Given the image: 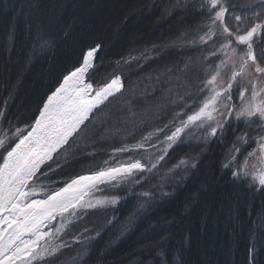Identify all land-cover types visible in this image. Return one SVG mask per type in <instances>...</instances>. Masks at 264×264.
Returning a JSON list of instances; mask_svg holds the SVG:
<instances>
[{"label": "trees", "instance_id": "16d2710c", "mask_svg": "<svg viewBox=\"0 0 264 264\" xmlns=\"http://www.w3.org/2000/svg\"><path fill=\"white\" fill-rule=\"evenodd\" d=\"M204 14L206 11L202 13L193 1L183 5L179 0H0V82L12 80L9 90L16 88V99L22 105L21 122L26 123L32 120L60 76L81 60L86 47L100 45L96 64L102 65L100 73L110 75L118 70L116 62L132 53L160 52L165 56L171 42L189 41ZM37 34L51 41L43 51L34 46ZM180 45L185 50L190 48ZM190 53L191 50L183 60L181 53L176 52L174 57L168 54V63L158 57L157 62L162 64L154 63L148 71L144 67L149 63H143V59L141 64L131 66L132 76L121 71L127 79L123 96L114 100L105 113L121 116L126 98L131 97L136 101L135 119H126L130 113L124 112L119 126L99 137L105 143L94 148L133 141L153 122L164 121L175 113L178 95L181 96L173 85L178 73L169 83L164 70L181 69L187 60L195 63L200 59ZM188 73L186 80L193 72ZM5 83L2 87L0 84V104L3 102L4 106L8 97ZM192 87L195 91L196 85ZM112 123L115 125L116 121ZM81 141L84 143L83 138ZM226 141L224 137L220 142L224 150L229 148ZM80 148L85 151L83 145ZM214 149L211 167L187 182L180 198L165 203L152 201L151 206L145 204L138 211L134 210L139 207L133 200L117 211L120 224L129 227L138 223L142 227L120 245L112 242L118 238L108 236L106 241L103 242L104 236L97 243L104 245L103 253L112 259L110 264H264V209L259 206L261 202L264 207V192L250 209L244 210L250 203L244 183L234 180L231 171L223 167L221 161L227 151ZM81 158L83 153L68 157L77 163ZM71 165L75 169H69L64 176L85 171L75 163ZM62 172L59 170L56 178L63 177ZM140 216L145 218L141 221ZM135 220L136 224L131 223ZM253 243L257 247L256 260L250 263Z\"/></svg>", "mask_w": 264, "mask_h": 264}, {"label": "snow or ice", "instance_id": "6c2138e0", "mask_svg": "<svg viewBox=\"0 0 264 264\" xmlns=\"http://www.w3.org/2000/svg\"><path fill=\"white\" fill-rule=\"evenodd\" d=\"M235 10L234 5H226L224 0H201L200 11L207 12L209 30L200 40L203 44L212 40L213 47L209 56L219 60V64L213 69L209 62V67L204 69L205 77L197 85L199 95L203 96L198 109L191 114L177 113L176 119L179 122H172L174 130L165 135L161 142L165 144L163 149H159L156 144L150 145L159 154L130 156L115 166L69 178L63 182L62 187L55 190H45L43 185L37 186L36 182L41 177L51 179V175L56 173L53 164L56 168H62L59 157L81 138L87 142L113 131L114 127L119 126L124 112L130 113L126 119H135L133 105L136 101L131 97L126 98L124 107L120 110L121 116L105 113V109L114 100L123 96L124 79L120 74L112 75L104 81L92 79L102 67L96 64V53L100 45L90 47L82 54L80 62L62 75L58 86L47 97L30 129L16 128L11 135L8 134L10 130L6 129L0 134V264H17V261L20 264H31V260L38 256L42 258L44 255L54 254L60 247L51 243L54 233H60L72 222L77 208L105 207L116 204L120 199L119 196L104 197L93 203L90 199H84L89 192L99 190L101 184L114 187L141 186L147 179L145 174L157 175L161 161L165 159L169 149L179 147L186 139L205 146L210 141L223 140L225 133L232 129L233 120H249L256 125L253 130L259 135L254 138V142L261 154V164L264 165V0L248 5L250 16L236 15ZM226 14H229L228 18ZM50 44L51 41L40 34L34 37V46L41 51ZM231 57H237L238 70H233L226 86L217 90V78L222 68L227 67V61ZM207 60V57L203 58V61ZM249 67L253 69L256 78L250 82V88L242 87L238 90L243 106L237 110V105L233 103L232 89L237 77ZM192 70L186 64L182 70L165 69L164 74L169 77L168 82L172 83L173 74L178 73L175 84L177 88H183L180 76ZM155 79L160 81L159 76ZM144 91L146 93L148 89ZM246 92H250V96L245 103ZM171 95L170 90L169 96ZM183 100L184 97L178 95V102ZM185 116L186 118H182ZM254 117L255 120L252 119ZM113 121H116L115 125ZM164 131L165 129L157 130L158 133ZM152 135L144 137L136 145L114 149L113 158L117 153L141 149L148 151L145 143ZM239 139L244 140V137ZM80 151L77 144L76 150L70 155L75 157ZM256 151L257 149H253L243 160H237L239 148L234 146L231 159L223 167L231 171L234 180H251L256 189L261 190L264 189V167L257 169L254 164L250 172L247 163L248 157H256ZM67 159L68 157L65 161ZM187 164V160L181 159L174 167ZM196 166V160L192 158L191 167ZM173 174L174 168L168 169L152 189L139 194L146 198L141 208L145 204L151 206L156 189L160 190L161 197L170 195L163 189ZM57 216L61 218L58 227L52 224ZM40 241H45V247L38 252ZM256 252L257 247L253 243L250 262H255Z\"/></svg>", "mask_w": 264, "mask_h": 264}, {"label": "rangeland", "instance_id": "374dc122", "mask_svg": "<svg viewBox=\"0 0 264 264\" xmlns=\"http://www.w3.org/2000/svg\"><path fill=\"white\" fill-rule=\"evenodd\" d=\"M191 1H193L195 5L200 6L201 0H179V2L183 5H185L186 3L188 4ZM257 2H259V0H224V3L226 5L229 6L234 5L236 7L235 14L241 16H250L251 12L248 10V5ZM230 12H231V8H230ZM228 15L229 14H226V18H228ZM208 25H209V21L206 12V14L202 16V20L197 25H195L193 30L194 34L192 35L193 37H191L189 41L188 39H185V41L177 40L175 42H171L172 46L170 45L167 48L168 52L166 53H168L170 57H174L176 52L181 53L182 59L180 60H183L184 57H187L190 50H191L190 54H193L196 57H200V59L195 63L190 62V60H187L186 64L189 65L194 71L192 70L193 73H191L188 80L186 79L189 73L180 76V83L184 85L183 88H177L175 84V79L173 80L175 91L176 92L180 91L179 94H181V96L183 97L185 96L182 102H178L179 106L175 113L170 115V117L168 116V118L167 117L164 118L165 122L163 120L157 119L158 121L153 122V124L150 126L151 128H149L144 133L136 137V139H134L133 141L128 140L124 142H119L118 144H108L105 146L97 147V149H95L94 148L95 145L98 146V144L103 145L105 143L99 141V137L102 138L103 134L99 135L97 140H95L92 143H88V142L83 143L81 140H79L77 144H79V146L83 145L85 147V151L78 152L75 157H80L81 154L83 153V158H81L83 160H80V163L74 162V160L71 161V159H67V161H65V158L71 156L70 154L74 152L77 148V144H73L71 148L68 149V151L70 152L63 153L59 157V160L62 164V168H56V165L53 164V168L56 169V173L54 175H51V179H49L48 177H41L40 180L36 182L37 186L43 185L45 190H55L59 187H62L63 182L67 181L69 178H74L77 175L89 174L91 172H95L109 166H115L118 162L125 161L130 156L146 157L149 153L159 154L157 149L151 148L150 145L156 144L158 145L159 149H163L165 147V144L161 142L164 141L165 135L170 134V132L174 130L172 122L174 120H176L177 124L179 122L178 119H176L177 113L184 112L186 114H191L192 111L198 109V107L200 106V102L203 99V96L199 95L197 91V85L199 84L200 80H203L205 77L204 69L209 67V62H211L210 66L213 69L216 67L217 64H219V60H217L215 57L209 56V51L213 47L212 40H207L206 44L201 43L200 40V37L204 36L205 33L208 32L209 30ZM213 39H215V37H213ZM151 40L152 39H150V41ZM181 43L187 44V46L185 47H190V48L185 50V48L180 45ZM96 45L99 44L96 43L92 46L86 47L83 53L86 52L90 47H94ZM257 52L259 53V49H257ZM168 54L164 56L163 54H160V52H158L157 54L155 53L145 54V53H137V52L132 53L124 57L122 61L116 62V68L118 69L116 73H111L110 75H103L102 73H100L101 70L99 69L92 77H94L95 80L104 81L105 79L110 78L112 75L120 74L121 71L124 73H128L127 74L128 76H132L134 71V69L131 68L132 65L136 64L137 66L138 64H141V60L144 59L143 63H149L148 67H144V69L148 71L156 64L159 65L162 64V62L168 63L166 61ZM158 57L162 60V62H157ZM204 57H207L208 60L203 61ZM125 61H127V63H125ZM171 61L172 60L170 58L169 62ZM199 63L201 64L200 66ZM186 64L183 65L181 70L184 69ZM234 66L236 67L234 68ZM233 70H238L237 57H231L227 61V67L222 68L221 74L216 81L217 90L226 86L227 82L229 81L232 75ZM66 72L67 71H65L63 74H66ZM197 73L198 75H195ZM62 75L60 76L57 84L48 93L45 94V96L42 99V102L40 103V106L36 110L34 117H32V120L26 123L21 122L22 105L21 103H19L18 99H16L17 98V96L15 95L16 88L15 89L13 88L11 92L9 90V87L11 88L12 86L11 84L12 80H9V82L7 83L4 82L6 84L5 86L8 87V89H5L6 91L5 96L8 94V97L6 98V103H7L6 106H4L5 104L3 102L0 104V134H2L3 131L6 129L10 130L8 133L9 135H11V133L14 132L16 128L24 129L27 127L30 129V127L34 124L36 117L39 115V111L42 109L44 103L46 102L47 97L51 94L52 91H54L55 87L58 86V83L60 82ZM100 76L103 77L101 78ZM255 78H256L255 74L251 67L247 68L241 76L237 77V80L232 89L233 103L237 105V110H239V108L243 106L238 97V90L242 87L250 88L251 86L250 82L254 81ZM123 79L125 86V80L127 79L125 78ZM181 79H183V81H181ZM4 83L0 82L1 87L2 85H4ZM195 85H196V90L194 91L192 90L193 89L192 86L195 87ZM191 90L192 93L189 94ZM249 96H250V92H246L244 97L245 103L248 101ZM222 110L223 109H221V111ZM19 116L20 118H18ZM182 118H186V116ZM252 119L255 120L256 118L254 117ZM232 125H233L232 129L228 130L224 136L227 137L228 140L226 142L229 148H227L226 150H224L223 147L220 145L221 140L210 141L205 146L203 144H197L194 141H188L186 139L185 143L180 145L179 147H174L173 149H169L168 154L165 156V159L161 161V167L157 175L150 176L148 174H145L147 176V179L145 180V182L142 183L141 186L119 185L114 187L110 184L99 185V190H93L92 192H89L84 197V199L85 200L90 199L94 203L95 200L98 198L119 196L120 197L119 201L116 204H109L105 207L77 208L76 215L72 218V222L70 224H67L66 227L60 233H54V237L52 238L51 243L53 245H59L60 246L59 250L52 255H44L42 258L38 256L35 260H31V264H110V261H112V259H110L108 254L103 253L105 251L103 250L104 245L103 247H101L100 246L101 244L99 245L97 243L101 242L104 236L105 237L103 242L106 241L108 236L110 238L111 237L118 238L116 241L115 239H112V242L113 243L117 242L116 244L115 243L114 244L120 245L123 239L129 238L130 234L131 235L135 234V232L142 227L138 223L136 224V220L131 222V223H135L136 225H130L129 227L120 224L118 222L119 219L117 220L118 218V215L116 214L117 211L123 205H125L128 202H132L133 200L136 201V204H138L139 207L136 209L134 208V210L138 211L141 208V204L146 199L145 197H142L139 194L141 192L152 189L153 185L159 182L160 176L163 175L164 173H167L168 169L174 168V174L172 178H170L166 182L163 191L170 193V195L166 197H161L160 190L156 189L155 190L156 195L153 201L165 203L170 199L180 198L181 191L185 188L186 183L189 182L191 179H193L195 175L211 167L210 158L212 157L211 153L213 151V148L220 149L221 151H227L225 156H223L224 158L222 157L223 159L221 161L222 165L226 163L229 159H231L232 150L234 146L236 148H239V153L237 154V160H243L244 157L248 156V153L253 151V149H257L255 158L248 157V162H247L248 169L251 172L254 164L256 165L257 169L264 167V165L261 164V161L259 159L261 154L257 148V144L254 142V138L259 135L256 131L253 130L256 127V125L249 120H243V119H241L239 122L233 120ZM158 129H165V131L158 133L157 132ZM149 134H153V135L151 136V139L147 143H145V148H147L148 151H144L141 149L135 152L117 153L115 158H113L114 149H119L125 146L130 147L136 145L137 143L142 142L144 137L149 136ZM240 137H244V140H240L239 139ZM192 158H195L196 160L197 166L195 168L191 167ZM181 159L187 160L188 164L180 165V167L175 168L174 166L178 165ZM69 160L72 162V164L75 163L74 166L77 165L79 166V169L81 170L84 169L85 171L77 175L71 173L68 176L67 175L64 176L65 172L67 173L69 169L70 170H72L73 168L75 169V167L71 165V162ZM0 163H2V161H0ZM59 170L63 171L62 174L60 175L63 177L56 178V174L59 173ZM240 181H243L245 192L247 193V198L248 197L250 198L249 199L250 203L247 204L246 207L244 206V210H248L252 207V204L255 203V201H257V197L259 196V194L261 195V191L264 192V189L257 190L255 184L251 180H240ZM259 206L260 207L262 206V209H264L261 202L259 203ZM64 215L67 216V213H65ZM261 215L263 214L261 213ZM143 218L142 216H140L139 220L142 221ZM60 219L61 218L57 216L56 220L53 221L52 224L58 227ZM112 231L114 232L110 234V232ZM118 241L121 242L118 243ZM43 247H45V241H40V248H38L37 251L39 252L40 249ZM26 259H30V258H26ZM127 261H129V256L127 257Z\"/></svg>", "mask_w": 264, "mask_h": 264}, {"label": "bare ground", "instance_id": "6f19581e", "mask_svg": "<svg viewBox=\"0 0 264 264\" xmlns=\"http://www.w3.org/2000/svg\"><path fill=\"white\" fill-rule=\"evenodd\" d=\"M17 264H20V262L18 261Z\"/></svg>", "mask_w": 264, "mask_h": 264}]
</instances>
